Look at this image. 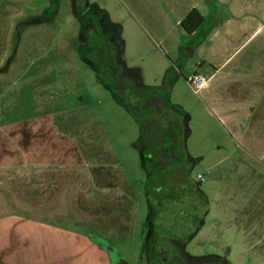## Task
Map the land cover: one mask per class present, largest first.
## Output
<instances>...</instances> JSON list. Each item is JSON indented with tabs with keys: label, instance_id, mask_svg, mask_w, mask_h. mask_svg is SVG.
<instances>
[{
	"label": "crops",
	"instance_id": "0c3cea01",
	"mask_svg": "<svg viewBox=\"0 0 264 264\" xmlns=\"http://www.w3.org/2000/svg\"><path fill=\"white\" fill-rule=\"evenodd\" d=\"M193 8L205 22L187 34L180 22ZM69 24L85 38L93 31L97 38L106 39V44L95 38L86 40L82 48H109L113 41L121 49L133 33L139 48L155 50L159 76L169 77L170 69L184 75L185 82L189 76H202L205 85L198 92L191 90L198 95V104L225 136V140L221 138L224 143L233 144L230 153L253 163L250 167L258 172L264 189V0H0V71L10 67L7 75L0 72V86L7 88L0 89V128L17 129L11 134L0 130V167L11 165L6 176L0 171V187L4 188L0 189V264H71L69 253L78 249L93 256L79 264H112L95 242L101 237L51 232V227L58 226L50 224L54 225V220L60 223L67 210L73 223H94L95 219L84 220L94 218L112 201L125 199L136 207L134 187L125 173L108 169L106 157L89 158L100 170L97 175H88L84 167L78 170L77 150H66L61 138L54 135L59 120L53 110L48 111V91L58 89L64 74H57L58 66L48 60L46 52L35 55L32 32L53 26L59 47ZM28 92L36 95V100ZM22 135L28 150L23 153L17 147ZM106 147H95V151L107 155ZM217 148L225 150L227 146L219 144ZM87 177H95L97 190L92 182H84ZM5 191L10 193L1 196ZM114 193H118L116 199ZM21 210L25 216L17 214ZM120 210L122 207H116L115 211ZM135 211L125 213L126 223H130L129 216L136 217ZM27 221L32 223L25 227ZM37 226H47L49 231Z\"/></svg>",
	"mask_w": 264,
	"mask_h": 264
},
{
	"label": "rangeland",
	"instance_id": "374dc122",
	"mask_svg": "<svg viewBox=\"0 0 264 264\" xmlns=\"http://www.w3.org/2000/svg\"><path fill=\"white\" fill-rule=\"evenodd\" d=\"M48 27L32 32V39L37 44L33 48L35 55L46 52L48 60L58 66L57 74H64L58 89L48 91V111L53 110L52 114L59 120V129L54 135L61 138L66 150H77L78 170L84 167L88 175L100 171L90 157L109 159L104 160L108 169L125 173L132 182L136 206L124 202L125 199L112 201L94 218L84 220L95 219L94 223H73L67 210L66 218L60 223L54 220V225L50 224L58 226L51 227L50 231L101 237L95 242L106 251L112 264H163L153 256L154 251H166L168 255L174 251L184 253L203 259L205 264H264V189L258 182L259 174L251 169L252 162H244L237 154L230 153L233 144L224 143L225 136L208 120V112L198 104V95L191 91L184 75H176L173 69L166 78L156 74L159 62L155 50L139 48L140 42L133 33L121 49L113 41L109 48H82L86 40L95 38L106 44V39L97 38L93 31L85 38L69 24L62 46L57 47L53 26ZM27 50L28 46L21 54ZM9 71L10 67L0 72L7 75ZM0 89L7 88L2 84ZM32 100H36V95ZM156 100H159L157 105ZM0 130L10 134L17 131L16 128ZM152 136H157L175 154L188 176L189 187L177 189L170 182L167 189L156 191L155 175L143 160V151ZM95 139L102 143L94 142ZM25 143L22 135L17 145L21 153L28 151ZM154 143L152 140L151 144ZM219 144L227 149H218ZM99 146H107L106 153H110L95 151ZM9 168L11 165L1 166L0 171L6 176ZM95 181V177H87L84 182L95 186ZM105 182L110 188V183ZM183 190L186 192L182 193ZM9 193L1 192V196ZM117 194H113L114 199ZM116 207L122 210L118 213ZM133 208H136V217L129 216L130 223H126V214ZM26 212L21 210L17 214L25 216ZM81 215L86 217L87 213ZM30 223L27 221L25 227ZM46 229L47 226L38 227L49 231ZM199 229H202L200 234L194 237ZM69 254L71 264L85 263L93 257L80 249ZM180 262H185L182 255Z\"/></svg>",
	"mask_w": 264,
	"mask_h": 264
},
{
	"label": "flooded vegetation",
	"instance_id": "af4514ba",
	"mask_svg": "<svg viewBox=\"0 0 264 264\" xmlns=\"http://www.w3.org/2000/svg\"><path fill=\"white\" fill-rule=\"evenodd\" d=\"M157 104L158 103H156V105ZM152 140H155L154 145L151 144ZM149 141L150 144L143 151V160L145 164L149 166L152 175H155L156 185L158 186L156 191L167 189L170 182L172 183V186L177 189L184 188V185L189 187L188 176L172 150H170L168 146H165L162 141H158L157 136H152ZM185 190H183L182 193ZM188 191L189 193L191 192L190 189H188ZM191 196L194 197V193L193 195L191 194ZM184 228L185 227H181V229ZM201 230L199 229L196 234L194 233V237L199 235ZM155 252L157 253V255H154L155 258L163 264H205L203 259H194L184 253L178 254L174 251V253H170V256L166 251ZM181 255L185 260L183 263L180 262ZM171 257L172 259L170 260Z\"/></svg>",
	"mask_w": 264,
	"mask_h": 264
},
{
	"label": "trees",
	"instance_id": "16d2710c",
	"mask_svg": "<svg viewBox=\"0 0 264 264\" xmlns=\"http://www.w3.org/2000/svg\"><path fill=\"white\" fill-rule=\"evenodd\" d=\"M204 22H205V18L202 16L199 10L193 8L183 17V19L180 22V25L187 34H191L199 30L204 24ZM154 255H157L155 251L153 252V256Z\"/></svg>",
	"mask_w": 264,
	"mask_h": 264
},
{
	"label": "built area",
	"instance_id": "2783aa9c",
	"mask_svg": "<svg viewBox=\"0 0 264 264\" xmlns=\"http://www.w3.org/2000/svg\"><path fill=\"white\" fill-rule=\"evenodd\" d=\"M186 82L193 92H198L205 85L206 81L200 75H192L186 78Z\"/></svg>",
	"mask_w": 264,
	"mask_h": 264
}]
</instances>
